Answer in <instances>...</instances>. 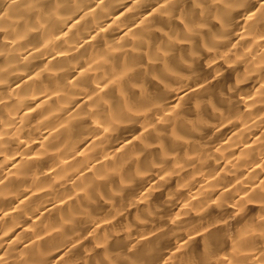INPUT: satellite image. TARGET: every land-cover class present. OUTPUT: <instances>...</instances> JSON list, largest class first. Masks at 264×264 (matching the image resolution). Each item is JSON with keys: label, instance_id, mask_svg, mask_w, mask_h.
Listing matches in <instances>:
<instances>
[{"label": "clouds", "instance_id": "obj_1", "mask_svg": "<svg viewBox=\"0 0 264 264\" xmlns=\"http://www.w3.org/2000/svg\"><path fill=\"white\" fill-rule=\"evenodd\" d=\"M0 264H264V0H0Z\"/></svg>", "mask_w": 264, "mask_h": 264}]
</instances>
